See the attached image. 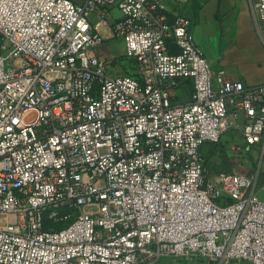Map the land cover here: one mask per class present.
Instances as JSON below:
<instances>
[{
    "label": "built area",
    "instance_id": "1",
    "mask_svg": "<svg viewBox=\"0 0 264 264\" xmlns=\"http://www.w3.org/2000/svg\"><path fill=\"white\" fill-rule=\"evenodd\" d=\"M100 2L0 0V264H264L260 170L214 172L202 153L236 128L264 151V83L214 68L167 0H119L137 76L109 73Z\"/></svg>",
    "mask_w": 264,
    "mask_h": 264
},
{
    "label": "crops",
    "instance_id": "2",
    "mask_svg": "<svg viewBox=\"0 0 264 264\" xmlns=\"http://www.w3.org/2000/svg\"><path fill=\"white\" fill-rule=\"evenodd\" d=\"M72 1L80 5L86 2V0ZM118 2L119 0H113V2L103 0V2L96 3L90 14V21L100 25V31L104 36L103 42L92 49V54L107 62L109 73L128 74L133 69L134 60L125 56L124 41L113 36V26L121 16ZM167 2L168 15L171 21L177 15H185L191 18L195 40L207 58L210 39L213 36L220 38L223 33L225 37H228L223 43V51L224 48L234 51L230 53L234 54L232 61H235L237 65L231 66L230 62L222 60L223 65L220 67L225 68L232 79L242 80L247 85L264 83V48L260 50L255 47V41L258 34L260 36V30L255 17L253 18L254 24L246 22L250 13L254 15L252 0H167ZM232 20H237V28H232ZM260 39L264 44L261 36ZM229 58L231 57L229 56ZM192 91L191 80H182L173 91L175 102H189ZM229 132L238 133L242 136L241 130L236 128L226 132L222 139ZM206 145L208 143L203 145L202 153ZM237 157L234 159L236 168L232 170L250 173L249 167L252 166V160L242 153ZM237 163L239 164L237 165ZM260 190L256 187V194L259 198L264 199L262 197L264 194Z\"/></svg>",
    "mask_w": 264,
    "mask_h": 264
},
{
    "label": "rangeland",
    "instance_id": "3",
    "mask_svg": "<svg viewBox=\"0 0 264 264\" xmlns=\"http://www.w3.org/2000/svg\"><path fill=\"white\" fill-rule=\"evenodd\" d=\"M254 15L252 13L249 14L248 18L246 19L247 23H253ZM232 28H237L238 22L237 20H232ZM260 32V31H259ZM257 36V35H256ZM261 36V32H260ZM260 36L258 34L257 40L255 41V47L262 50L264 48V44L262 43ZM228 39V37L223 35L218 38L217 36H213L208 42V58L210 63L215 67L218 68L222 66V60L226 62H230V65H237L235 61H232L234 58V54L230 52H234L231 50L223 51V43ZM258 51V50H257ZM229 56L231 58H229ZM229 58V60H228ZM134 67V66H133ZM228 67V66H227ZM239 145V149H238ZM243 154L245 157L252 160V166L249 167L251 171L250 173H256L258 170L259 177H258V190L264 194V151L260 145H252L248 146L243 143V137L238 133L229 132L226 134V137L223 139L221 138L220 141L216 143H208L203 149V155L205 158L206 167L211 171H230L235 166V158ZM239 163H237L238 165ZM261 196V194H260ZM264 197V196H262ZM135 264H251L247 261H229V262H211L208 260L195 258V257H175V256H160V257H150L140 259Z\"/></svg>",
    "mask_w": 264,
    "mask_h": 264
},
{
    "label": "trees",
    "instance_id": "4",
    "mask_svg": "<svg viewBox=\"0 0 264 264\" xmlns=\"http://www.w3.org/2000/svg\"><path fill=\"white\" fill-rule=\"evenodd\" d=\"M133 60V59H132ZM135 62V61H134ZM126 75H131V76H137V73H136V70H135V67H133L132 71ZM216 143V142H215Z\"/></svg>",
    "mask_w": 264,
    "mask_h": 264
}]
</instances>
